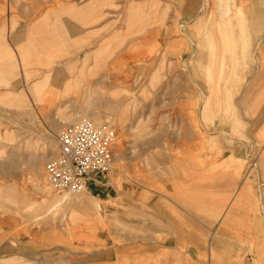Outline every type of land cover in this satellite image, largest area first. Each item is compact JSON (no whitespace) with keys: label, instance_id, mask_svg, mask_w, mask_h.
I'll use <instances>...</instances> for the list:
<instances>
[{"label":"rangeland","instance_id":"obj_1","mask_svg":"<svg viewBox=\"0 0 264 264\" xmlns=\"http://www.w3.org/2000/svg\"><path fill=\"white\" fill-rule=\"evenodd\" d=\"M170 10L143 55L103 62L93 104L60 102L75 88L57 78L28 94L0 81V264H264V0ZM83 119L116 130L108 201L47 181ZM82 193L86 215L54 201Z\"/></svg>","mask_w":264,"mask_h":264},{"label":"crops","instance_id":"obj_2","mask_svg":"<svg viewBox=\"0 0 264 264\" xmlns=\"http://www.w3.org/2000/svg\"><path fill=\"white\" fill-rule=\"evenodd\" d=\"M199 3L200 0H0V81L25 88L28 94L29 87L41 90L50 79L57 78L59 92L71 85L75 88L73 97L63 96L60 102L74 98L73 103L93 104V78L97 84L103 80L99 76L103 62L116 57V62L121 63L128 56L143 55L146 51H134L135 48L144 49L161 35L158 26L165 22L162 5H170L167 21L175 23L176 11L189 17ZM73 53V60L67 58ZM72 63L76 64L74 75L69 76ZM51 65H55L57 76L51 77L47 70ZM97 67L99 74L93 77ZM121 86L112 81L109 88L113 92V88ZM114 100L110 98L105 103ZM103 177L97 174L88 183L87 191L108 201L111 187Z\"/></svg>","mask_w":264,"mask_h":264},{"label":"built area","instance_id":"obj_3","mask_svg":"<svg viewBox=\"0 0 264 264\" xmlns=\"http://www.w3.org/2000/svg\"><path fill=\"white\" fill-rule=\"evenodd\" d=\"M111 123L95 124L83 119L69 125L59 135V149L47 165L49 185L57 191L77 193L99 173L111 169L116 143Z\"/></svg>","mask_w":264,"mask_h":264},{"label":"bare ground","instance_id":"obj_4","mask_svg":"<svg viewBox=\"0 0 264 264\" xmlns=\"http://www.w3.org/2000/svg\"><path fill=\"white\" fill-rule=\"evenodd\" d=\"M240 12V11H239ZM223 13V11H222ZM247 15V13H246ZM250 15V14H249ZM248 15V17H249ZM251 16V15H250ZM235 17V16H234ZM250 18V17H249ZM225 21V20H224ZM239 24V23H238ZM241 24V23H240ZM238 28H239V25H237ZM232 31V30H231ZM236 32V31H235ZM238 32V31H237ZM241 32V31H240ZM233 33H234V30H233ZM39 159V158H38ZM42 159V158H41ZM38 165V166H37ZM37 167L38 168H42L43 169V166L41 165V162L40 163H37ZM41 170V169H40ZM42 171V170H41ZM41 174H43L42 172H40ZM66 195V194H65ZM55 202L57 203H60V204H66L69 206V208H73V212L79 216V215H86L87 214V211L89 208H87V200H86V193H82V194H79L75 197H69V196H63L59 199H56L54 200ZM90 206V205H89ZM98 208H101L100 204H98L97 206ZM94 209V208H93ZM100 210V209H99ZM98 213V212H97ZM97 219L99 218V215L96 216ZM8 252V251H7Z\"/></svg>","mask_w":264,"mask_h":264}]
</instances>
